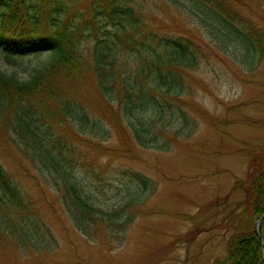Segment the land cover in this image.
<instances>
[{
  "label": "rangeland",
  "instance_id": "rangeland-1",
  "mask_svg": "<svg viewBox=\"0 0 264 264\" xmlns=\"http://www.w3.org/2000/svg\"><path fill=\"white\" fill-rule=\"evenodd\" d=\"M232 1L264 39V0ZM136 6L144 24L157 29L161 37L192 38L201 47L199 65L185 67L180 86L173 85L169 95L167 86L156 88L152 100L145 101L141 88L147 91L154 86L151 79L156 73L145 81L137 73V52H120L113 110L95 86V76L68 88L99 123L98 134L75 131L86 140L102 141V150L109 153L97 152L79 139L70 142L75 155L67 149L77 161L72 175L80 195L95 209L83 224L60 193L56 175L42 181L28 178L24 172L28 161L21 164L16 153L0 146V162L45 215L53 247L49 254L32 257L34 251L2 242L0 264H220L226 260L232 236L230 214L242 200V194L234 192L235 178L247 173V153L264 147V54L191 0H136ZM164 41L156 42L158 52ZM94 45L93 37L81 45L89 62L96 54ZM49 59L45 47L22 55L0 48V70L23 82ZM127 80L138 82L128 94ZM176 93L188 105L172 99ZM206 113L213 118L211 123ZM246 120L263 126L245 124ZM64 130L71 138L73 132ZM126 143L132 147L127 158L113 153L128 149Z\"/></svg>",
  "mask_w": 264,
  "mask_h": 264
},
{
  "label": "trees",
  "instance_id": "trees-1",
  "mask_svg": "<svg viewBox=\"0 0 264 264\" xmlns=\"http://www.w3.org/2000/svg\"><path fill=\"white\" fill-rule=\"evenodd\" d=\"M191 1L212 13L221 24L243 34L264 54V39L246 23L232 0ZM142 15L136 0H0V48L22 55L37 53L45 47L50 54L48 63L37 68L28 81H20L16 75L9 76L0 70V146L16 153L21 164L28 161L30 166L26 165L24 170L28 178L42 181L56 175L59 191L80 224L91 219L95 209L80 195L72 175L77 161L75 156L67 154V149L75 155L76 149L70 142L75 144L79 139L92 144L97 152L109 153L107 148L105 152L102 150V141L86 140L75 131L79 128L98 134L99 123L72 97L68 88L76 82H84L90 75L95 76V86L107 100L108 108L113 110L112 91L117 87L115 69L120 52H137L138 75L146 81L156 73L151 79L155 85L147 91L141 88V99L151 101L156 88L167 86L169 95L173 85L179 83L180 86V73L187 71L184 69L187 66L199 65L198 59L202 56L201 47L192 38L161 37L157 29L144 24ZM90 37L95 39L96 54L89 62L81 45ZM162 40L165 41L158 52L155 44L157 41L161 44ZM140 46L144 48L141 52ZM137 83L127 80L126 93L134 90ZM177 96L176 93L171 98L188 105ZM205 116L211 123V115L206 113ZM244 123L263 126L256 120ZM64 128L73 132L71 138ZM140 142L145 144L142 139ZM126 144L128 149H116L113 153L127 158L132 147ZM247 156L246 175L235 178L234 192L242 194V200L231 211L228 256L220 264H262L263 261L264 223L262 237L258 235L257 223L264 216V147L250 150ZM47 224L31 194L0 162V243H14L23 250L27 248V252L32 250V257L49 254L53 251L49 240L52 231Z\"/></svg>",
  "mask_w": 264,
  "mask_h": 264
},
{
  "label": "water",
  "instance_id": "water-1",
  "mask_svg": "<svg viewBox=\"0 0 264 264\" xmlns=\"http://www.w3.org/2000/svg\"><path fill=\"white\" fill-rule=\"evenodd\" d=\"M264 223V216L261 218V220L257 223V232H258V235L259 237H262V231H261V228H262V224ZM263 254H264V245H263ZM262 264H264V257H263V261H262Z\"/></svg>",
  "mask_w": 264,
  "mask_h": 264
}]
</instances>
